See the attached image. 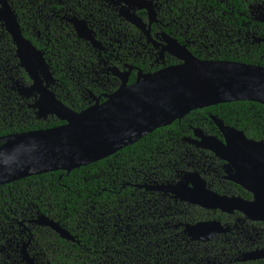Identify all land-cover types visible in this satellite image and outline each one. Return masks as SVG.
Masks as SVG:
<instances>
[{"label": "flooded vegetation", "instance_id": "flooded-vegetation-1", "mask_svg": "<svg viewBox=\"0 0 264 264\" xmlns=\"http://www.w3.org/2000/svg\"><path fill=\"white\" fill-rule=\"evenodd\" d=\"M6 7L13 12L23 37L43 55L51 74L48 82L39 75L44 86L74 112H82L98 102L105 103L124 85L133 86L144 76L182 65L180 58L186 52L202 61L241 63L235 61L241 59L264 68V0H0V34L3 36H10L4 19ZM13 49L15 61L11 72L15 70L16 75L23 72L29 78V82L16 81L13 90L37 120L56 118H38L35 106L40 95L37 92L29 98L20 94L21 87L31 86L32 80L21 66L14 42ZM202 119V127L189 126L191 136H176L170 149L164 150L157 144L155 150H151L150 158L159 163L151 168L154 179L144 178V185L140 187L180 202L161 189L162 186L177 185L186 180L187 174L195 173L209 190L220 196L253 201V195L232 180L236 173L235 160L220 159L200 147L212 136L221 141L228 153L234 150L236 141L220 132L213 115ZM179 140L185 143L184 151ZM168 152L174 159L180 160L183 156L185 165L178 169L181 162L176 163L172 180L165 182L162 180L165 158H162ZM220 212L227 216L220 223L228 231L213 239L232 240L237 261L244 254L264 249L263 222L246 221L238 211ZM211 221L216 220L208 222ZM186 226L181 236L198 242L184 232ZM180 227L182 224L176 229ZM244 239L247 244L240 251L242 245L238 247L237 243Z\"/></svg>", "mask_w": 264, "mask_h": 264}, {"label": "trees", "instance_id": "trees-1", "mask_svg": "<svg viewBox=\"0 0 264 264\" xmlns=\"http://www.w3.org/2000/svg\"><path fill=\"white\" fill-rule=\"evenodd\" d=\"M12 40L0 34V137L60 126L63 122L57 118L37 120L13 90L16 81L29 82V78L23 72H11L15 61ZM208 114L264 142V105L219 104L193 111L182 121L71 173H46L0 186V264H20V249L28 240L30 255L43 264H264V260L237 261L232 240L205 244L181 236L185 225L210 220L223 223L227 216L220 211L175 202L140 187L144 178L154 179L151 168L159 163L150 158L151 150L157 144L168 150L176 136H191L189 126L202 127V118ZM179 144L184 151L185 143L179 140ZM162 159L165 182L172 180L176 163L181 162L178 169L185 165L183 156L174 159L169 152ZM41 215L60 223L75 241L31 223ZM246 244L247 240L237 246L242 245V251Z\"/></svg>", "mask_w": 264, "mask_h": 264}, {"label": "water", "instance_id": "water-1", "mask_svg": "<svg viewBox=\"0 0 264 264\" xmlns=\"http://www.w3.org/2000/svg\"><path fill=\"white\" fill-rule=\"evenodd\" d=\"M6 28L18 47L21 66L32 80L23 85L20 94L29 98L40 95L37 116L58 118L63 125L0 137V186L46 173L89 166L115 155L161 127L182 121L188 114L219 104L254 102L264 105V68L225 61H202L186 52L180 66L143 77L133 86L124 85L103 104L82 112H74L58 101L44 86L51 80L49 68L41 52L27 41L12 11L5 8ZM182 51L184 50L181 48ZM25 93V94H24ZM220 132L231 136L234 150L216 137H208L200 147L218 158L235 160L237 184L253 195V201L220 196L209 190L195 173L187 174L177 185L161 189L172 198L206 210L226 213L238 211L246 221L264 223V142L249 140L243 132L228 128L213 116ZM31 223L49 227L68 241L75 238L58 222L39 216ZM228 230L218 221L187 225L184 232L193 241L208 242ZM31 240L23 244L20 264H43L29 252ZM264 260V249L244 254L239 261Z\"/></svg>", "mask_w": 264, "mask_h": 264}, {"label": "rangeland", "instance_id": "rangeland-1", "mask_svg": "<svg viewBox=\"0 0 264 264\" xmlns=\"http://www.w3.org/2000/svg\"><path fill=\"white\" fill-rule=\"evenodd\" d=\"M185 204H187V203H185ZM195 206V205H194ZM203 209V208H202ZM204 210H206V209H204ZM208 211H212V210H208ZM217 211H219V210H217ZM214 238V237H213ZM211 239L210 241H208V242H211L212 240H215V239ZM204 243H206V242H204Z\"/></svg>", "mask_w": 264, "mask_h": 264}]
</instances>
